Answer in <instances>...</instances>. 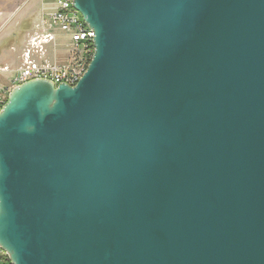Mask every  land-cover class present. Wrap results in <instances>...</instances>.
Instances as JSON below:
<instances>
[{"label":"water","instance_id":"1","mask_svg":"<svg viewBox=\"0 0 264 264\" xmlns=\"http://www.w3.org/2000/svg\"><path fill=\"white\" fill-rule=\"evenodd\" d=\"M75 85L0 108L11 264H264V0H73Z\"/></svg>","mask_w":264,"mask_h":264},{"label":"built area","instance_id":"2","mask_svg":"<svg viewBox=\"0 0 264 264\" xmlns=\"http://www.w3.org/2000/svg\"><path fill=\"white\" fill-rule=\"evenodd\" d=\"M42 3L39 22L22 53L21 64L15 68L9 86L0 84V108L5 102L9 88L29 79H49L55 86L59 83L75 85L92 58L93 31L74 8L73 0H43ZM53 30L63 33L70 45L62 62L48 58L47 46L55 44L56 41ZM6 70L7 67L0 69L1 72ZM0 264H11L1 246Z\"/></svg>","mask_w":264,"mask_h":264},{"label":"rangeland","instance_id":"3","mask_svg":"<svg viewBox=\"0 0 264 264\" xmlns=\"http://www.w3.org/2000/svg\"><path fill=\"white\" fill-rule=\"evenodd\" d=\"M42 1L0 0V69L7 67L6 72L0 71V84L2 85H10L15 68L21 64L22 53L39 22ZM53 31L56 41L55 44L47 46L48 58L62 62L68 54L70 45L63 33L58 30ZM12 87L9 88V91Z\"/></svg>","mask_w":264,"mask_h":264}]
</instances>
